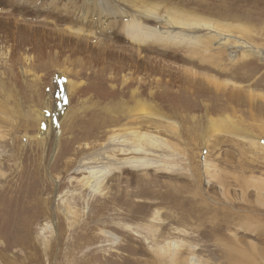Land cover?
<instances>
[{"label":"rangeland","instance_id":"374dc122","mask_svg":"<svg viewBox=\"0 0 264 264\" xmlns=\"http://www.w3.org/2000/svg\"><path fill=\"white\" fill-rule=\"evenodd\" d=\"M140 8H149L151 33L142 53L122 29ZM161 16L194 23L175 29L212 39L213 59L188 56ZM0 41V188L23 169L29 198L51 208L21 236L48 247L39 264H193L192 256L224 264L226 248H264L263 236L241 226L264 228V150L250 144L264 136V0H0ZM238 42L246 50L222 53L220 43ZM131 73L140 90V79L148 82L150 113L134 124L150 136L145 168L126 162L112 139L126 122L123 78ZM67 78L83 94L70 96ZM41 112L52 126L43 140ZM94 173L105 177L100 193L86 186ZM62 201L77 212L59 241ZM52 219L55 231L42 229ZM8 237L0 230V264L38 263L29 250L6 249Z\"/></svg>","mask_w":264,"mask_h":264},{"label":"bare ground","instance_id":"6f19581e","mask_svg":"<svg viewBox=\"0 0 264 264\" xmlns=\"http://www.w3.org/2000/svg\"><path fill=\"white\" fill-rule=\"evenodd\" d=\"M139 12H140L139 15H135V14L131 15L130 14V15L126 16L122 29L125 32V36L127 38H129V41L135 43V45L137 47L136 49H138L139 51L142 50L141 51V53H142L143 50H147L148 40L151 36V33L149 31L150 28L144 22V19L149 17V8H140ZM159 20H161V22L164 24V30H165L164 33L176 35V37L187 42L185 45L186 50L188 49L191 52V53H189L188 56L198 57L199 59H201L203 61H206V59L208 57H210L211 60L213 59L212 54L210 53V51H211L210 47L213 45L212 39L208 40V41L194 40L195 37L192 34V32L189 31L190 33H188V31L184 30V29H175V28L183 27L184 25H186L190 28H194L195 27L194 23H192V22L185 23V21H182V22L181 21H171L170 18H168L167 16L166 17L161 16V17H159ZM123 30H121V31H123ZM215 33H216L215 39L218 41L223 40V38H225V36H226L222 30H219V32L216 30ZM158 41H161V38L158 39ZM219 45L223 48L222 53H224L227 49V51H228L227 54L230 58L236 57L238 54L241 53V51L246 50V48H247L246 45L242 42L232 43V44L220 43ZM2 48H4V47H3L2 41H0V61L5 57V53H4V50H2ZM222 53H221V55H222ZM146 57H147V55L144 56L145 63H147V61L145 60ZM215 58L217 59L218 57H215ZM218 63H220V62H218ZM217 65H219V64H217ZM113 74H115V73H113ZM60 75H63L66 77V74L64 72H60ZM134 79H136V78L133 76L132 73H131V75L124 76V78H123V83H124L123 92L125 94V90H127L126 94H129L131 96H130L129 102H127V106L124 108V110H122V112L124 113L126 122L124 121L125 123L121 126V129H119L118 131L113 133L112 139L115 142L119 143V145L116 148L118 150H120V152L122 154L125 155L123 159L126 162L137 164V166L140 168H142V167L145 168L148 166V164L150 162V160L147 157L148 156L147 152H149V148H147V147L149 145L150 136H149L147 129L140 130V128H137L134 124H135V122L140 121V120H142V123H144V125L147 122L148 114L150 113L149 112V104H148V100H147L148 82H147L146 77L145 78L142 77L140 79V81H141V84L139 86L141 88V90H140L137 86L135 87ZM111 80L117 81V77H112ZM107 82H108V80H107ZM0 86H1V84H0ZM82 87L83 86H80V85H77L76 83H74L70 78H67V90L70 94L73 91V89L76 90V94L79 92L81 94H83L84 87L83 88ZM112 91H115V90L112 89ZM70 96H72V94ZM115 101H116V99H115ZM109 102H111V101H109ZM0 112H3L1 105H0ZM42 121L46 122V129H45V131L42 132L41 136L38 137L39 140L45 139L46 138L45 135H48L50 133V131L52 130L51 119H45L42 116V112H41V118L39 120V127H40V124ZM104 121L111 122L115 125H119V124L121 125L119 120H112V118L107 117V116L104 118ZM3 143H4V141H3ZM250 144L255 145L258 148H262V150H264V136H262V137L257 136V138L250 141ZM132 154H134V155H132ZM13 156L15 159L18 158V154H14ZM25 172L26 171L23 169H21V170L16 169L14 179H12L9 183L7 182L8 184L6 186H3L2 188H0V202L2 203L1 205H3V207L1 206L2 208L0 207V219L4 220V223H2L3 221L1 222L2 225L0 226V230L1 231L2 230L7 231L8 235L10 237V242H8L5 245L6 249L8 248V250H9V249H12L15 247V248H18L19 250H29L28 258L31 259L33 262L34 261L38 262L39 258L44 253L48 252V247H45L44 249L39 247L37 245V242L33 239L34 237L32 236V238H30L31 235H29L27 237L25 236L26 239H23L21 236L23 235V233L32 234V232H31L32 225H34V223L36 224V222H38L37 221L38 220L37 215H39L40 213L44 214L46 212L50 217H52L53 212H52V210H50L51 208H49L48 210L46 208V210H45V208L42 206V204L43 205L47 204V202L44 201L42 196H40V197L37 196L36 199H32V200L30 199L31 196L29 198V195L32 192L30 193V192L25 191V189H24L25 186H23L24 180H25V177H24ZM104 179H105L104 176H102L101 174L96 175V173H94L93 176L89 177V180H87V182H86V184H87L86 186H87V189L89 190V192L100 193V192L104 191ZM242 185H244V184H242ZM29 191H30V189H29ZM31 191H33V190H31ZM43 191H44V189H43ZM45 199H47V198H45ZM61 208L63 209L64 212H63V215L61 214V216L58 214L59 215L58 216L59 217L58 218V224H59L58 229H59V231H56L57 238L59 241H63L64 236H65L63 222L68 220L69 218L75 217L76 212H77V210H75L72 206L67 204L65 201H62ZM28 209H30L32 211V212L30 211L31 214L33 213L36 215L34 217L26 215V217H25L23 211L28 210ZM41 210H42V212H41ZM250 218H251V216L249 217V219ZM40 224H41V222H40ZM70 224H72V223H70ZM239 225H240V223H239ZM241 226L245 229V231L248 230V231H252L253 233L255 232L256 234L258 233V235L260 234L261 236H263L262 238L264 239V228L261 225V223L257 224V225L254 223L246 224V225L241 223ZM34 227H35V225H34ZM65 228H66V223H65ZM84 228L85 227H82V230H84ZM42 229L55 231V225H54L53 219L51 221L49 220V221L43 223ZM105 232L108 235L110 234L114 240L118 239V237L115 234H113L114 232L113 233L108 232V231H105ZM73 233L75 234V233H77V231L75 230ZM82 235H84L85 240L87 238H89L90 241H93V242L99 238L97 233H94V232L93 233L84 232V234H82ZM18 236H20V237H18ZM85 240H84V243H85ZM102 241H104V239ZM263 242H264V240H263ZM76 243H79V242H76ZM69 245L72 247L71 250L74 251L75 244L73 242H69ZM94 245H97V244H94ZM173 246H175V244H173ZM85 248H87V247L85 246ZM90 249L92 251V248H90ZM97 249H98V247H97ZM64 251H66V250H64ZM166 252H168V251H164V249H160L158 251V254L160 256H162L163 253H166ZM171 252H172V250H171ZM223 254H224L223 259L225 262L224 264H264V248L260 249L259 247H256L255 245H253L252 247H249L248 249L247 248L246 249L245 248H243V249L226 248V253H223ZM170 257H172V254ZM190 261L193 264H201L195 256H192L190 258ZM174 262L175 263L177 262V260L175 258H174ZM85 263H87V262H85ZM36 264H39V262Z\"/></svg>","mask_w":264,"mask_h":264}]
</instances>
